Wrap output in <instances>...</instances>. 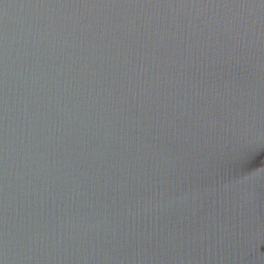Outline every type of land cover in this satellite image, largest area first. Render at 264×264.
<instances>
[{
    "label": "water",
    "instance_id": "95a60500",
    "mask_svg": "<svg viewBox=\"0 0 264 264\" xmlns=\"http://www.w3.org/2000/svg\"><path fill=\"white\" fill-rule=\"evenodd\" d=\"M0 264H264V0H0Z\"/></svg>",
    "mask_w": 264,
    "mask_h": 264
}]
</instances>
